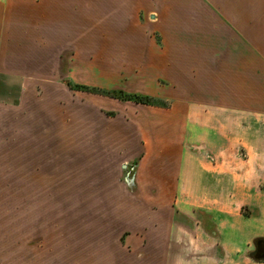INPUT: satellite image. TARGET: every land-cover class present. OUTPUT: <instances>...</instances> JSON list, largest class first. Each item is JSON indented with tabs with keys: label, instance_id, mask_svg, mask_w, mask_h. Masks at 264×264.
<instances>
[{
	"label": "rangeland",
	"instance_id": "374dc122",
	"mask_svg": "<svg viewBox=\"0 0 264 264\" xmlns=\"http://www.w3.org/2000/svg\"><path fill=\"white\" fill-rule=\"evenodd\" d=\"M0 1L19 7L17 21L11 19L17 31L3 29L0 46V264H95L105 251L113 264L138 263V252L153 246L139 238L145 230L154 235L144 223L171 214L137 193L135 167L144 135L160 132L172 118L157 106L69 84L115 96L170 88L165 81H137V65L192 43L197 30L169 27L173 2L186 0H49L45 34L43 0ZM205 6L211 8L207 0H189L187 15L196 7L205 14ZM142 7L156 11L152 21ZM216 32V26L205 28L210 65L217 63ZM141 36L146 51L129 50L128 40L137 44ZM258 91L255 105L264 112V92ZM152 98L164 108L173 105ZM255 118L264 127V114ZM240 153L237 170H252L254 157Z\"/></svg>",
	"mask_w": 264,
	"mask_h": 264
},
{
	"label": "crops",
	"instance_id": "0c3cea01",
	"mask_svg": "<svg viewBox=\"0 0 264 264\" xmlns=\"http://www.w3.org/2000/svg\"><path fill=\"white\" fill-rule=\"evenodd\" d=\"M188 2H173L169 27L182 23L201 32H193L192 43L175 47L168 58L159 54L137 65V81H165L170 87L143 94L173 105L157 108L171 116L162 122L168 130L144 135L135 167L137 193L171 218L144 223L154 235L145 230L139 238L153 246L138 252L136 264H264V252H258L264 246L255 242L264 239V127L255 118L264 114L255 105L259 88L264 92V0H207L211 8L205 6L204 14L196 7L194 16L187 15ZM47 3L43 0V34L49 26ZM128 4L121 2L123 13ZM18 9L0 1V46L3 29L9 35L17 31H11L18 25L11 19L17 21ZM141 10L149 19L156 14L149 7ZM215 26L217 63L210 65L205 28ZM134 39L128 40L129 50L146 51V38L137 37V44ZM228 56L234 57L232 63ZM243 149L254 157L250 171L237 170ZM103 254L95 264H113L110 253Z\"/></svg>",
	"mask_w": 264,
	"mask_h": 264
},
{
	"label": "trees",
	"instance_id": "16d2710c",
	"mask_svg": "<svg viewBox=\"0 0 264 264\" xmlns=\"http://www.w3.org/2000/svg\"><path fill=\"white\" fill-rule=\"evenodd\" d=\"M69 87L74 89V88H80V89H86L89 92H95V93H100L106 96H111L113 98H118V99H122L123 101H129V102H133V103H137V104H141V105H147V106H157V107H166V104L161 103V101H159L156 98H152V97H148L145 95H138V94H123L122 92H118V96L117 93L115 91H100L99 89H95V88H89V87H83V86H75V85H71L69 84ZM78 90V89H77ZM256 244H259V246H264V239H256L255 240ZM261 244V245H260ZM264 252V251H262ZM261 253V252H259ZM259 253L257 252V255H259Z\"/></svg>",
	"mask_w": 264,
	"mask_h": 264
},
{
	"label": "flooded vegetation",
	"instance_id": "af4514ba",
	"mask_svg": "<svg viewBox=\"0 0 264 264\" xmlns=\"http://www.w3.org/2000/svg\"><path fill=\"white\" fill-rule=\"evenodd\" d=\"M261 251H263V249L262 248H259V251L258 252H261Z\"/></svg>",
	"mask_w": 264,
	"mask_h": 264
},
{
	"label": "water",
	"instance_id": "95a60500",
	"mask_svg": "<svg viewBox=\"0 0 264 264\" xmlns=\"http://www.w3.org/2000/svg\"><path fill=\"white\" fill-rule=\"evenodd\" d=\"M132 183H133V181L132 182H130V184L132 185Z\"/></svg>",
	"mask_w": 264,
	"mask_h": 264
}]
</instances>
